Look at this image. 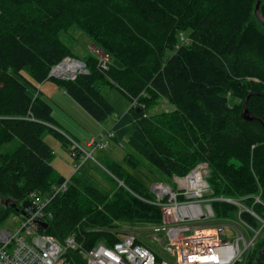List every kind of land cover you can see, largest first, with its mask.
<instances>
[{
	"label": "trees",
	"instance_id": "trees-1",
	"mask_svg": "<svg viewBox=\"0 0 264 264\" xmlns=\"http://www.w3.org/2000/svg\"><path fill=\"white\" fill-rule=\"evenodd\" d=\"M255 3L0 0V225L18 215L31 192L47 194L65 179L54 176L53 150L42 134L48 130L63 144L74 140L56 129L38 86L53 80L103 121L114 109L102 86L112 84L134 104L116 117L109 137L117 143L127 137V146L168 179L206 163L213 223H245L250 236L259 230L244 263L256 264L264 246V26ZM259 8L264 18V0ZM74 26L109 55L110 67L100 69L87 54V72L73 79L49 76L64 58L75 57L63 38ZM163 98L170 108L151 113ZM244 102L252 120L241 117ZM138 156L128 154L125 162L136 168ZM105 168L122 184L103 193L73 173L48 205L44 233L60 242L74 233L89 249L118 241L122 223L161 226L159 207L148 202L155 199L149 186L115 161ZM218 197L241 199L259 219ZM150 233L139 231L135 242L154 250ZM65 256L85 264L78 251Z\"/></svg>",
	"mask_w": 264,
	"mask_h": 264
},
{
	"label": "built area",
	"instance_id": "built-area-1",
	"mask_svg": "<svg viewBox=\"0 0 264 264\" xmlns=\"http://www.w3.org/2000/svg\"><path fill=\"white\" fill-rule=\"evenodd\" d=\"M88 50L89 54L96 58L100 69L106 71L110 67L111 59L102 48L93 44ZM69 61L74 60L64 58L50 70L49 76L56 77L52 75L53 71L54 74L60 75V78L73 79L77 73L87 71L85 65H80L72 74L56 72L60 65ZM89 144L100 149L106 146L105 143L94 140ZM73 149L71 154L76 160L74 164L76 171L86 157L83 150L77 147ZM87 155L90 156L91 153ZM207 176L208 166L203 162L183 177L173 176L172 186L163 181L152 182L150 189L155 194V199L148 202L159 207L162 224L159 227L151 226L150 230L144 231L152 232L148 234V239L153 244L161 246L162 242H166L164 252L161 248L155 247L153 250L144 243H136L139 231L135 230L126 232L120 230L115 233L119 240L111 246L97 242L89 249H85L74 233L60 242L44 233L37 221L48 222L51 217L48 205L56 194L67 189L70 177L52 185L47 194L33 191L28 196L29 206L33 209L32 214L18 215L20 224L14 231L0 228V264H71L65 256L71 250L78 251L85 264H244L259 230L250 236L246 227L251 228L243 223L246 227L242 224L241 226L245 230L239 231L236 238H229L235 231L238 232L237 227L231 224L233 222L211 221L214 213L210 201L213 199L204 196L209 192ZM216 199L234 203L241 210H247L257 217L254 212L242 206L241 199L226 197ZM256 200L258 201V198ZM259 221L263 227L264 220ZM154 227L157 229L156 232L153 230ZM158 230L162 231L160 236L163 240L160 243L155 241ZM156 255H159L160 259Z\"/></svg>",
	"mask_w": 264,
	"mask_h": 264
},
{
	"label": "rangeland",
	"instance_id": "rangeland-1",
	"mask_svg": "<svg viewBox=\"0 0 264 264\" xmlns=\"http://www.w3.org/2000/svg\"><path fill=\"white\" fill-rule=\"evenodd\" d=\"M63 38L72 49L76 59L81 61H83V57L89 54V47L95 44L87 34L83 33L76 26L72 27L67 34H64ZM38 87L41 88L43 99L51 105L50 115L54 118L59 128L75 139L74 141H71V143L63 144L59 138L55 137L48 130H45L42 134V139L49 144L53 150V156L50 163L55 171L54 176L68 178L75 173L77 177L92 184L101 192L112 193L117 188V185H120V182H117L113 178L105 166L107 161H115L121 164V166L128 172L138 177L146 186H149V188L151 183L155 181H163L170 186L174 185L173 179H168L163 176L155 167L140 158L127 146V137L117 143L108 136V131L111 130L116 117L124 114L133 104L130 97L116 85L105 84L102 86V94L111 103L114 109L113 115L103 121L94 120L79 104L67 95L62 86L58 85L53 80H46ZM169 108V103L163 98L150 112L154 113ZM59 128L57 129L60 131ZM91 140L103 142L106 146L100 149L96 147V145H88ZM75 147L83 150L85 154L84 156L86 157L76 171L74 167L76 160L71 154L72 149ZM87 153H91V155L89 156ZM132 153L141 159L140 164L136 168L130 167L125 162V157ZM206 195L207 194L204 196ZM153 197H155L154 193ZM211 221H213V218ZM19 224L20 216L10 215L0 225V228H7L14 231L19 227ZM231 224H234L237 227L238 232L235 231L229 238H236L239 236V231L245 230L238 221H233ZM149 228H151V225L148 224L130 225L122 223L118 229L121 230H119L120 232L132 230L138 232L146 231ZM153 230L156 232L155 227ZM161 234L162 232H157L155 235L157 240L155 241L159 243L162 242L163 239L160 236ZM164 243L166 242H162L161 246L156 243L154 246L159 249L161 248L163 251Z\"/></svg>",
	"mask_w": 264,
	"mask_h": 264
},
{
	"label": "water",
	"instance_id": "water-1",
	"mask_svg": "<svg viewBox=\"0 0 264 264\" xmlns=\"http://www.w3.org/2000/svg\"><path fill=\"white\" fill-rule=\"evenodd\" d=\"M260 3L261 0H256L255 6H254V15L255 17L261 22V24L264 26V18L260 13ZM74 61L81 63L82 66L85 65V63L79 59H73ZM73 72H68L67 74H72ZM52 75H55L57 78H60V75H56L54 74V72L52 71ZM139 109L137 108V111ZM241 117L245 120H252V116L250 115V113L247 111L246 106H245V102L243 103V108L241 111ZM15 206V203L12 204V207ZM16 211L21 214V215H26V214H32L33 209L30 208L29 206V201L25 200L21 203L20 207L16 208ZM38 226L40 227V229L45 230L47 228V223L46 222H42V221H37ZM264 251V246L260 249V251L257 254V258H256V264L260 263V259H261V254Z\"/></svg>",
	"mask_w": 264,
	"mask_h": 264
},
{
	"label": "bare ground",
	"instance_id": "bare-ground-1",
	"mask_svg": "<svg viewBox=\"0 0 264 264\" xmlns=\"http://www.w3.org/2000/svg\"><path fill=\"white\" fill-rule=\"evenodd\" d=\"M80 65H81V63H78L76 61H69V62H66L65 64L60 65L56 69V72H58V73L71 72V71H74L76 68H78Z\"/></svg>",
	"mask_w": 264,
	"mask_h": 264
},
{
	"label": "crops",
	"instance_id": "crops-1",
	"mask_svg": "<svg viewBox=\"0 0 264 264\" xmlns=\"http://www.w3.org/2000/svg\"><path fill=\"white\" fill-rule=\"evenodd\" d=\"M42 83H43V82H42ZM39 90H40V93H41V88H40V87H39ZM41 94H42V93H41ZM41 94H40V95H41ZM67 95H68V94H67ZM69 97H70V96H69ZM41 99L44 100V101H45V102L51 107V105H50L45 99H43L42 95H41ZM72 99H73V98H72ZM73 100H74V99H73ZM74 101H75V100H74ZM75 102H76V101H75ZM76 103H77V102H76ZM77 104H78V103H77ZM52 118H53V117H52ZM53 119H54V118H53ZM55 122H56V121H55ZM57 128H59V126H57L56 129H57ZM59 129H60V132L63 133L64 135L68 136L70 140H71V139L75 140L73 137L69 136L65 131H62L61 128H59ZM64 132H65V133H64ZM108 132H110V130H109ZM71 141H72V140H71Z\"/></svg>",
	"mask_w": 264,
	"mask_h": 264
}]
</instances>
